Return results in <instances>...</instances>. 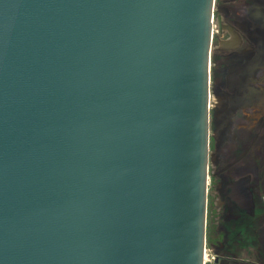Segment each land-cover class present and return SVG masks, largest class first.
<instances>
[{
    "label": "water",
    "instance_id": "95a60500",
    "mask_svg": "<svg viewBox=\"0 0 264 264\" xmlns=\"http://www.w3.org/2000/svg\"><path fill=\"white\" fill-rule=\"evenodd\" d=\"M213 0H0V264H205Z\"/></svg>",
    "mask_w": 264,
    "mask_h": 264
},
{
    "label": "flooded vegetation",
    "instance_id": "af4514ba",
    "mask_svg": "<svg viewBox=\"0 0 264 264\" xmlns=\"http://www.w3.org/2000/svg\"><path fill=\"white\" fill-rule=\"evenodd\" d=\"M205 264H264V0H213Z\"/></svg>",
    "mask_w": 264,
    "mask_h": 264
}]
</instances>
